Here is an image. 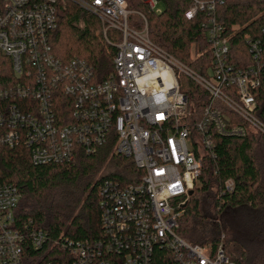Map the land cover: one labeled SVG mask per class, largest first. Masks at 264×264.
Masks as SVG:
<instances>
[{
  "label": "built area",
  "instance_id": "1",
  "mask_svg": "<svg viewBox=\"0 0 264 264\" xmlns=\"http://www.w3.org/2000/svg\"><path fill=\"white\" fill-rule=\"evenodd\" d=\"M59 1L5 0L0 7V148L24 146L35 165H46L113 143L115 154L131 158L142 171L141 180L124 187L105 182L103 235L94 241H53L31 221L18 226L19 190L0 184V264H153L157 248L173 252L174 264H236L223 243L215 249L193 245L177 230L215 136L264 135V121L256 115L264 27L257 36L246 35L253 63L238 65L217 18L226 0H192L186 18L204 13L201 26L212 55L202 74L154 43L146 16L128 10L126 0H67L95 15L116 48L114 72L99 80L85 60L64 61L54 52ZM142 2L162 11L159 0ZM133 13L141 28L130 25ZM111 30L119 41L108 37ZM180 74L208 94L194 123ZM233 188L227 180L225 190Z\"/></svg>",
  "mask_w": 264,
  "mask_h": 264
},
{
  "label": "trees",
  "instance_id": "2",
  "mask_svg": "<svg viewBox=\"0 0 264 264\" xmlns=\"http://www.w3.org/2000/svg\"><path fill=\"white\" fill-rule=\"evenodd\" d=\"M5 0H0V7ZM160 13L142 0H126L127 9L143 13L151 40L196 72L205 74L212 55L202 28L204 13L192 19L186 12L192 0H159ZM57 28L51 33L56 55L64 61L85 60L99 80L114 72L116 48L103 35L99 19L71 1L57 4ZM218 21L229 36L232 58L238 65L253 63L246 35L257 36L264 27V0H226ZM130 25L141 28L137 14ZM108 37L119 41L118 32ZM7 73L12 75L10 68ZM180 89L188 97L189 122H196L208 94L184 74ZM256 115L264 121V74L256 93ZM201 184L189 197L179 218L177 233L193 245H225L236 264H264V135L251 132L241 138L215 136L214 151L204 157ZM142 171L131 158L117 155L109 143L94 153L80 150L72 161L35 165L28 148H0V184H12L20 193L15 211L18 226L32 222L51 240L94 241L102 237V188L106 181L120 186L139 183ZM232 180L234 188L225 190ZM174 253L157 248L153 264H174Z\"/></svg>",
  "mask_w": 264,
  "mask_h": 264
},
{
  "label": "water",
  "instance_id": "3",
  "mask_svg": "<svg viewBox=\"0 0 264 264\" xmlns=\"http://www.w3.org/2000/svg\"><path fill=\"white\" fill-rule=\"evenodd\" d=\"M194 192L193 191H190V195H192Z\"/></svg>",
  "mask_w": 264,
  "mask_h": 264
},
{
  "label": "rangeland",
  "instance_id": "4",
  "mask_svg": "<svg viewBox=\"0 0 264 264\" xmlns=\"http://www.w3.org/2000/svg\"><path fill=\"white\" fill-rule=\"evenodd\" d=\"M159 7H160V8H162V5H161V3H160V5H159Z\"/></svg>",
  "mask_w": 264,
  "mask_h": 264
}]
</instances>
